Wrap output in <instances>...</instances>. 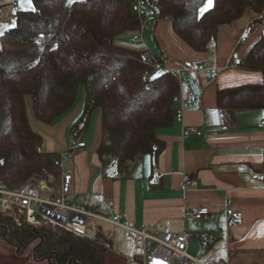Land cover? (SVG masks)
I'll use <instances>...</instances> for the list:
<instances>
[{"label": "trees", "instance_id": "obj_1", "mask_svg": "<svg viewBox=\"0 0 264 264\" xmlns=\"http://www.w3.org/2000/svg\"><path fill=\"white\" fill-rule=\"evenodd\" d=\"M145 2L155 23L169 20L176 36L197 53L207 52L219 28L246 10L264 16V0H212L202 16L199 9L206 0ZM32 3L34 10L15 11L14 25L0 35V186L16 189L31 177L51 174L55 186L60 185V159L43 151V138L27 117L26 98L35 120L51 124L74 106L79 86L85 88L80 119L87 124L96 109L101 113L97 155L103 164L112 163L123 172L146 155H160L165 143L157 131L176 120L173 101L179 84L165 70L163 57L117 42L141 31L131 0H82L69 7L65 0ZM237 66L264 79V35ZM216 103L222 125L233 128L237 113L264 110V82L218 90ZM72 132L76 139L83 130ZM3 204L11 212L0 209V226L19 252L37 242L33 256L39 261L104 264L110 243L100 233L79 236L50 221L32 226L22 209Z\"/></svg>", "mask_w": 264, "mask_h": 264}, {"label": "crops", "instance_id": "obj_2", "mask_svg": "<svg viewBox=\"0 0 264 264\" xmlns=\"http://www.w3.org/2000/svg\"><path fill=\"white\" fill-rule=\"evenodd\" d=\"M13 1L5 4L3 10L9 11ZM259 19L264 20V16L246 10L231 24V29L225 30L230 25L219 28L214 46L204 53L194 52L186 46L174 33L169 20H160L147 27L137 40L147 41L148 45L134 48L146 49L152 56L160 55L166 60L164 67L170 71L190 62L193 68L183 72L185 83L181 90L189 88L193 99L182 109L178 102H173L175 122L157 131V137L165 143L163 152L157 157L144 156L129 169L125 178L103 177L105 168L97 150L87 152V145L77 150L74 161L78 168L68 172L70 195L75 194L84 204L82 206L98 216L119 215L123 223L135 224L150 233L161 228L166 230L163 232L191 234L188 251L193 257L203 252V259L195 258L206 264H264V110L239 112L236 126L226 128L221 123L216 103L218 90L260 84L250 83L255 77L262 78L260 73L241 71L238 61L231 58L246 37L249 26L260 22ZM166 22L170 23L174 35L170 34L164 40V48L161 47L159 52L151 51L149 33L157 28L170 30ZM221 31L230 38L226 36L222 41ZM171 47H176L177 51L163 52ZM246 54L238 53L239 59ZM203 62L210 70L203 71L204 66L194 68V64ZM96 112L87 125L85 142L90 138ZM61 120L58 117L53 124L46 125L53 126ZM62 123L65 124V120L58 126ZM186 127L201 130L202 135H184ZM80 141L82 136L74 139L75 143ZM44 147H47L44 152L52 153L51 143H45L43 139L42 149ZM65 149L64 146L63 154ZM186 174L192 175V182L184 188L182 182ZM201 208H207L213 220L197 221L190 216L192 211ZM226 209L240 212L243 222L226 221ZM188 221L199 222L203 227L188 230ZM97 233L110 243L104 264H129L137 259L139 252L122 228L97 221L91 224L88 236L94 238ZM36 244L31 242L19 252L6 241L0 226V264H50L34 258Z\"/></svg>", "mask_w": 264, "mask_h": 264}, {"label": "built area", "instance_id": "obj_3", "mask_svg": "<svg viewBox=\"0 0 264 264\" xmlns=\"http://www.w3.org/2000/svg\"><path fill=\"white\" fill-rule=\"evenodd\" d=\"M2 6L0 4V7ZM130 6L132 13L142 23L153 20L152 12L145 6L143 0H131ZM7 17L8 14L5 13L4 19ZM1 20L0 18V24L2 22ZM231 58L233 61H238V53H233ZM185 67L191 68L192 66L190 63H186ZM202 70L207 72L210 69L204 67ZM181 72V70H177L174 73V77L180 83L182 82ZM182 85L179 84V94L173 101L174 103L178 102L181 109L187 107L193 99L191 90L189 88L181 90ZM189 134L201 136L202 132L192 127H186L184 129V135L188 136ZM85 146V143L80 141L68 150L71 154H74L77 150ZM65 157L63 156V158ZM191 182L192 175L186 174L183 178L182 185L186 188L191 185ZM70 193L71 179L69 176L63 175L61 184L55 186L54 177L48 175L44 179L31 177L16 189H6L0 186V201L22 209L26 223L36 227H40L43 221H50L76 235L88 236L90 226L94 222L98 221L100 223L118 226L125 230L132 238L139 252L137 259L129 264H206L188 253V242L192 236L191 234L187 232L150 233L140 229L135 224L123 223L119 215L111 218L98 216L84 207L70 203L68 201ZM190 216L197 221L204 219L209 221L213 220V215L207 208L194 210L190 213ZM224 216L228 222L236 224L243 222V215L234 209H226Z\"/></svg>", "mask_w": 264, "mask_h": 264}, {"label": "rangeland", "instance_id": "obj_4", "mask_svg": "<svg viewBox=\"0 0 264 264\" xmlns=\"http://www.w3.org/2000/svg\"><path fill=\"white\" fill-rule=\"evenodd\" d=\"M11 1L12 0H8V1L5 0L4 3H9ZM76 1H82V0H74V2H76ZM143 1H144L145 6L148 7L145 0H143ZM73 3L70 4L69 0H65L64 5H65V7H69ZM32 6H33V3H32ZM3 7H5V6L0 7V18L2 19L1 20L2 22L0 24V35H1V33H3L4 30H7L8 28H10L14 25V17L13 16H14L15 11H32V10H25V8L28 7V5L24 4L22 2V0H16L13 4L10 5L9 11H11V14L9 13L8 10H3ZM151 12L153 15V20L150 22H145V23L141 22L142 28L138 34H126L123 37H120L119 39H117V42L121 45H125V46H128L130 48L140 47L138 45H148L147 41L146 42L140 41V40H137V38L141 37V34L143 33V31L147 27L152 26L155 23L154 13L152 10H151ZM5 13L8 14V17L6 19H4ZM165 24L169 27L170 30H167V29L161 30L160 28H157V29H155V31H152L149 33L151 46L155 47V48L152 47L150 49L151 51L159 52L161 47L164 48V45H163L164 40L168 39L170 34L174 35L172 32L170 23L166 22ZM263 26H264V20L251 24L249 26V31L247 32L246 37L242 40L240 46L238 47V49L235 50V52L240 53V55H243L244 53L245 54L248 53V51L251 49V47L256 42H258V40L260 39V37L262 35H264ZM227 28L231 29L232 25L226 26L225 30H227ZM220 34H221V38H223L221 40L223 41L227 35H224V31H221ZM229 38L230 37L227 36V39H229ZM138 41L141 43H139ZM213 46H214V43H212V42L209 43L208 47H207V52H210L211 48ZM217 46H218V43H217ZM176 51H177L176 47H171L169 49V51L163 49V52H176ZM228 52H232V49H228ZM194 62H197V61H194ZM188 63H190V62H188ZM191 66H192L191 68H186L185 64H184L183 67H179V68H176L174 70H171V71L168 70V71L171 73L172 77L177 81V83L182 85L185 83L183 72H185V70L192 69L193 65L191 64ZM202 66H204L205 68L208 67L206 62H203L202 64H194V68H198V67H202ZM165 70H167V69L165 68ZM177 70L182 71L181 72V80H182L181 83L179 82V80L177 78L174 77V73ZM156 71L158 72L159 69H157ZM223 72L225 73L226 71H223ZM256 82L263 83L264 79L261 77L259 79H258V77H255L254 81H252L250 83H256ZM84 98H85V88H84V86H79L78 91H77V98H76L75 104L72 108V111L69 113L62 114L61 117L59 116L60 119L65 120V124L62 123V125H60V126H58V124L62 120L53 126L46 125L42 122L35 120V118L32 115L31 108H30L29 98L28 97L26 98L27 117H28L29 123H30L31 127L36 132H38L39 135H41L43 137L45 143L48 141L51 143L50 151H52V153H55L59 156V159H60L59 166H60L61 170L63 171L64 176H68V172L71 173V170L74 167L78 168L77 162L74 161L75 157L77 155L71 154L68 150V148L75 145L74 138H73V132H72L73 128L74 129L76 128L78 130H83L81 136H82V141L85 143V145H87V152H91V150H94L96 152L98 146L102 142V135L100 132V119H101L100 110H97V112H96V110L94 111V112H96V116L94 117V120H93V123L91 126L92 132L90 133V136H89L90 138L88 140H86L87 142H85L83 140V137H85V131L87 129V125H89L90 120H91V117H90L88 123L86 124L85 119L84 120L80 119L82 112H83ZM64 146L66 149H65V153L63 154L62 149ZM43 150L47 151V147H44ZM63 156H66V159H64ZM135 164L136 163H134L132 166H134ZM102 166L105 168V174L103 175V177H105V178L108 177L111 179L127 177L129 174V169L132 167L131 166L128 170L121 172V171H118L117 166L112 164V163H106ZM58 186H59V184H58ZM68 201L70 203L76 205V206L84 207V206H82L84 204H82L81 202H79V200L76 199L75 194H71L68 197ZM8 208H9L8 205L6 206L0 201V209L8 212L10 214L11 211H8L9 210ZM18 215L16 213H13L12 217H14V218L19 217ZM188 223H189L188 227H187L188 230H197V229L203 227L202 225L199 224V222L188 221ZM204 227H205V225H204ZM156 230H158L157 232L166 231V230L161 229V228H156ZM189 254H191V251ZM203 255H204L203 252H200L197 254V256H194V257H196L198 259H203ZM204 261H206V260H204Z\"/></svg>", "mask_w": 264, "mask_h": 264}, {"label": "snow or ice", "instance_id": "obj_5", "mask_svg": "<svg viewBox=\"0 0 264 264\" xmlns=\"http://www.w3.org/2000/svg\"><path fill=\"white\" fill-rule=\"evenodd\" d=\"M22 2L26 5H28V7L25 8V10H34V6H32V0H22ZM74 0H69V3H73ZM212 7V0H206L205 4L203 7H201L199 9V13L202 16L204 12H206L209 8ZM158 77H153V79H156Z\"/></svg>", "mask_w": 264, "mask_h": 264}]
</instances>
